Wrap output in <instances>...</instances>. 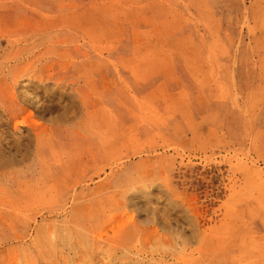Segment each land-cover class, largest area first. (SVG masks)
I'll return each mask as SVG.
<instances>
[{
    "label": "rangeland",
    "instance_id": "374dc122",
    "mask_svg": "<svg viewBox=\"0 0 264 264\" xmlns=\"http://www.w3.org/2000/svg\"><path fill=\"white\" fill-rule=\"evenodd\" d=\"M0 264H264V0H0Z\"/></svg>",
    "mask_w": 264,
    "mask_h": 264
},
{
    "label": "bare ground",
    "instance_id": "6f19581e",
    "mask_svg": "<svg viewBox=\"0 0 264 264\" xmlns=\"http://www.w3.org/2000/svg\"><path fill=\"white\" fill-rule=\"evenodd\" d=\"M18 59V58H17ZM23 122V121H22ZM26 122H28V121H26ZM23 123H25V121L23 122ZM21 124V123H20Z\"/></svg>",
    "mask_w": 264,
    "mask_h": 264
}]
</instances>
